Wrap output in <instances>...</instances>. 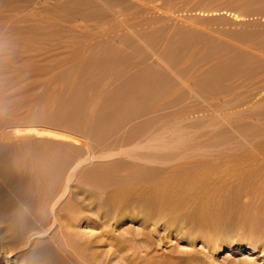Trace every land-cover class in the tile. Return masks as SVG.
<instances>
[{
  "label": "rangeland",
  "instance_id": "obj_1",
  "mask_svg": "<svg viewBox=\"0 0 264 264\" xmlns=\"http://www.w3.org/2000/svg\"><path fill=\"white\" fill-rule=\"evenodd\" d=\"M10 1H0V264H140V222L106 219L99 202L118 183L153 194L189 169L199 179L181 178L177 194L207 218L151 237L153 254L264 264L262 190L239 186L264 182L262 160L247 167L264 151V0ZM69 205L79 211L66 221Z\"/></svg>",
  "mask_w": 264,
  "mask_h": 264
},
{
  "label": "bare ground",
  "instance_id": "obj_2",
  "mask_svg": "<svg viewBox=\"0 0 264 264\" xmlns=\"http://www.w3.org/2000/svg\"><path fill=\"white\" fill-rule=\"evenodd\" d=\"M0 1H3V3L11 2L10 0H0ZM0 4H1V2H0ZM255 151L256 152L257 151L260 152V150H255ZM256 152H254V154ZM259 152H257V156L258 157H256V155L255 156H253V155L252 156H247L248 157L247 158V162L248 163L245 161L247 163V167H248L249 163L256 162V161L258 162L259 160H262V162L259 161V162H261V164L259 162L258 163L261 166V167L259 166L261 169L264 168V153H263L264 151H262L261 153H259ZM251 153H253V152H251ZM258 153H259V155H258ZM20 157H21V154H20ZM20 157L16 156L15 160L13 159L14 160L13 165L15 167H17V168L19 167V163L21 162L20 161ZM259 157H261V158L258 159ZM21 159H22V157H21ZM254 164H255L254 167L257 168L256 167L257 163H253V165ZM259 169H258V171H259V174H260L262 172V170L261 169L259 170ZM199 170L189 169V171L186 174L182 173L179 177H176V178L172 179L171 181H169L171 184L174 183L173 185H169L167 182L163 183V184H160L159 186L155 185V187L157 186V188H156V191L153 194H150V193L153 192L154 190L153 191L152 190L151 191H146L145 188L147 186L144 183H126V184L118 183L113 188L109 189L108 192L106 193L105 198L102 199L103 201L99 202L100 203L99 204V206H100L99 208L103 209V212L102 211H100V212L103 213V215L105 216L106 219L107 218L108 219L113 218L115 220H120V219H122L124 217L132 216L133 218L134 217L137 218L138 221L140 222L141 229H142V231L140 232V235H141L140 238L143 241L142 246L140 247V249H138V251L140 253H143L142 256H138V258H140L142 260L140 262V264H196V263L193 262V260H188L186 258H183L181 260V259H177V258L175 259V257H173V256L169 257V255H168V257H166L164 255L161 256L162 253H161V255L160 254L159 255L153 254L154 252H156V249L153 248V245H152V241L153 240H152L151 237H156L159 240L169 239L171 237V235H173L172 234L173 231L176 234V233L180 232L181 229L182 230H183V228L185 229L184 225L186 223H192L193 225L199 226L200 224H202V222L205 221V218H207L206 214H207V209L208 208L206 209V207H204V205H202L201 203H198V205L196 207V210L193 213H190V211L187 212L188 208H186V205H187L188 201L182 195L184 192L182 194L180 193L181 196L178 195L177 194L178 190L176 189V186H175L176 183L181 180V178H184V180L187 179L188 182L191 181V182L195 183L199 179L198 175H197ZM185 171H187V170H185ZM35 175H36V173H35ZM256 175H257V173H256ZM256 175H255V178H256ZM40 176H41V174H40ZM262 176L263 175L261 173V177ZM43 177H45V176H43ZM259 178H260V176H259ZM259 178L257 177L256 179H259ZM262 178L264 179V176ZM41 179H44V178H42V176H41ZM256 179H254L255 181H253V182L252 181L249 182L248 179H246V178L242 179L241 180L242 183H240L239 186L243 187L245 192L247 191V190H245V188L249 189V192H252V193H253V191H255V189H256L255 187H257V191L258 190H262V192H260L262 194L261 195L259 194V196H262L261 199L264 202V192H263L264 191V185H262V184H264V182L262 184H256L255 183ZM194 180H195V182H194ZM250 180H252V178H250ZM257 181L259 183L262 182V180H260L261 182L259 180H257ZM251 182H252V184H250ZM190 184H192V183H190ZM152 185L148 184L149 187L150 186L152 187ZM239 186L237 188L238 191L240 190ZM108 187H109V185H108ZM155 187H153V188L155 189ZM150 188H149V190H150ZM144 189H145L146 192L145 191L143 192ZM250 189H254V190L251 191ZM235 193H234L235 196L238 197V195H239V194L237 195L238 192L236 191ZM240 193H243V191H241ZM256 193L257 192H255L254 195ZM247 195H249V194L247 193ZM235 196H234V198H235ZM234 198L232 197V199H234ZM254 198H255V196H254ZM259 199L256 202H258ZM234 201H235V199H234ZM260 202H261V200H260ZM260 202H259V204H260ZM193 203H195V202H193ZM204 204H205V201H204ZM232 204H234V203H232ZM251 204L252 203H250V206H251ZM97 205H98V203H97ZM234 206H236V205H234ZM250 206L248 205V207H250ZM248 207L246 206V207H243V208L248 210ZM78 211L79 210H77L76 207H74L73 205H69L67 207V214L64 216L63 220H66V221L70 220L71 216L74 213L78 212ZM259 213H260V211H259ZM259 218H260V216H259ZM187 235H190V233H188ZM70 238L72 239L71 236H70ZM69 244H70V247H74V249H77V252H78V249H79V251L82 250L77 243H76V245H78V246L77 247L75 246V241H71V243L69 241ZM211 244L214 246L216 243L215 242H211ZM213 246H211V247H213ZM84 249H86V248L84 247L82 251L86 252V250H84ZM87 251H88V248H87ZM90 252H91V250H90Z\"/></svg>",
  "mask_w": 264,
  "mask_h": 264
}]
</instances>
